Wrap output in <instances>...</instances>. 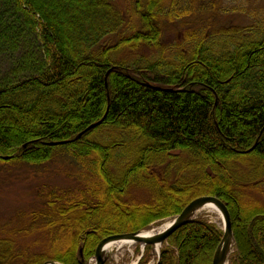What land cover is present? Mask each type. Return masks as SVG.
<instances>
[{
	"label": "trees",
	"instance_id": "obj_1",
	"mask_svg": "<svg viewBox=\"0 0 264 264\" xmlns=\"http://www.w3.org/2000/svg\"><path fill=\"white\" fill-rule=\"evenodd\" d=\"M166 1L0 0V43H13L23 20L41 46L26 77L0 86V162L39 165L64 149L88 171L78 191L49 192L0 228V264H86L103 238L149 228L202 195L227 206L230 264L264 263V19L201 28L165 49L161 22L189 11ZM132 189L141 193L126 199ZM221 236L196 218L156 264H212Z\"/></svg>",
	"mask_w": 264,
	"mask_h": 264
},
{
	"label": "rangeland",
	"instance_id": "obj_2",
	"mask_svg": "<svg viewBox=\"0 0 264 264\" xmlns=\"http://www.w3.org/2000/svg\"><path fill=\"white\" fill-rule=\"evenodd\" d=\"M166 2L169 3L170 0ZM179 2L187 5L189 11L187 15L172 22H161L165 49L181 43L186 33L190 34L195 30L206 29L211 32L217 30L219 26L246 27L264 19V0H179ZM19 22L24 24V29L18 30L14 23L17 26L14 30L17 34L14 35L13 43L9 45L7 42L0 43V86L10 80L26 77L30 73L28 67L30 62L41 56L38 36L28 27H24L25 21ZM8 35V38L14 37H10V33ZM110 41L115 43L117 37L112 36ZM144 54L149 57L156 56L154 49H147ZM166 55L174 57L173 52L167 50ZM24 66L27 67L23 68ZM66 153L64 149L57 150L51 159L39 165L0 162V228L17 225L18 216L36 207L49 192H76L82 187L80 174L88 171L85 166L81 167V162ZM136 193L141 192L132 189V195H128L126 199L136 197ZM194 217L206 218L216 227L223 228L222 218L219 219L214 212L199 209ZM170 219L171 217L164 218L149 227L161 225ZM192 245L193 240H190L187 248L193 247ZM150 247V251L145 255V257L148 255V260L144 264H154L160 252V249L155 250L154 245ZM145 248L146 245L142 246L139 242L124 243L105 253L106 264H133L139 261L137 258L141 253L143 256ZM200 252L204 256V252ZM203 256L199 259L202 260ZM230 258L229 253L226 264H230Z\"/></svg>",
	"mask_w": 264,
	"mask_h": 264
},
{
	"label": "water",
	"instance_id": "obj_3",
	"mask_svg": "<svg viewBox=\"0 0 264 264\" xmlns=\"http://www.w3.org/2000/svg\"><path fill=\"white\" fill-rule=\"evenodd\" d=\"M116 67L113 66L109 68L105 74V78L107 75L112 71V69H115ZM146 85H149V83H145ZM101 120L91 124L87 127L88 129H91L95 127L98 123H100ZM80 136V135H79ZM64 141H56V142H49V145H57V144H63ZM2 159H8L9 156H1ZM214 205L217 207V209L221 212L224 226H223V233L221 240L219 244L217 245L215 252L213 254L212 258V264H226L227 257L231 251V247L234 244V238L232 234V228H231V220H230V214L227 209V206L224 204L223 201H221L217 196L214 195H202L195 199H193L179 214H177L170 223L160 232L148 234L147 236H140V233L142 231L132 232V233H121V234H113L110 236H107L103 238L97 248H96V264H104L106 261V255L104 251V245L113 239H130L135 242H141L144 245L146 244H160L164 242L170 234L179 228L180 226L190 222L193 219V216L195 213L204 207L205 205ZM45 264H59L55 261H48ZM264 264V263H263Z\"/></svg>",
	"mask_w": 264,
	"mask_h": 264
},
{
	"label": "bare ground",
	"instance_id": "obj_4",
	"mask_svg": "<svg viewBox=\"0 0 264 264\" xmlns=\"http://www.w3.org/2000/svg\"><path fill=\"white\" fill-rule=\"evenodd\" d=\"M204 210H207L209 212H214L215 214L218 215L219 219L222 218L221 212L217 209L216 206L214 205H205L203 208ZM170 223V221L168 220L167 222H164L163 224L159 225V226H155L152 227L151 229L147 230V231H143L140 233V236H147L148 234H153V233H158L160 231H162L168 224ZM124 243H131L130 240H125V239H113L108 241L105 245H104V251H109L112 248H118L119 246L123 245ZM160 244H156L154 245L155 250H159L160 249Z\"/></svg>",
	"mask_w": 264,
	"mask_h": 264
}]
</instances>
